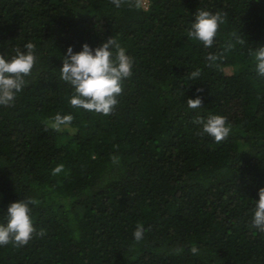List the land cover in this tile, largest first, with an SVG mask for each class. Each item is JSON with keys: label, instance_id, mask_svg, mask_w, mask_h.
<instances>
[{"label": "trees", "instance_id": "trees-1", "mask_svg": "<svg viewBox=\"0 0 264 264\" xmlns=\"http://www.w3.org/2000/svg\"><path fill=\"white\" fill-rule=\"evenodd\" d=\"M146 6L0 0V55L32 42L37 57L14 106H0V224L12 203L33 198L45 233L0 247V264H264V233L251 224L264 188V77L249 54L264 46V0ZM201 10L224 15L211 48L187 35ZM112 37L134 61L115 110L74 108L60 79L68 48ZM197 96L194 111L186 103ZM58 113L74 117L60 131L49 126ZM211 115L231 125L223 142L198 135L195 121Z\"/></svg>", "mask_w": 264, "mask_h": 264}, {"label": "clouds", "instance_id": "clouds-1", "mask_svg": "<svg viewBox=\"0 0 264 264\" xmlns=\"http://www.w3.org/2000/svg\"><path fill=\"white\" fill-rule=\"evenodd\" d=\"M126 2L131 3L132 0H111L117 8ZM134 6L141 7V0H134ZM223 23L224 15L220 12L213 14L201 10L196 13L195 22L191 25L187 35L202 43L205 48H211L215 43L220 25ZM24 49L22 51L16 48L11 58L0 55V106L2 107L14 106L17 94L24 90L28 78L32 76L37 62L35 45L29 42ZM249 54L254 57L257 74L264 77V46H258ZM216 59L217 56L209 54V61L214 62ZM62 64L60 79L74 88L70 104L74 108L108 116L113 113L118 104L117 98L123 92V81L132 76L134 61L126 54V49L112 37L95 50L85 44L81 52L73 54L72 48L69 47L67 58H63ZM201 74L202 71L196 69L188 76L189 79L196 80ZM202 91L203 89H197V93ZM186 104L194 111L203 107V101L199 96L195 99H188ZM73 119L72 115L62 116L58 113L49 126L53 130L60 131L71 125ZM195 123L202 126L198 135L206 134L217 143L227 139L231 132V125L224 116L211 115L207 120L198 119ZM112 162L118 164L119 157L113 156ZM63 167V165L56 166L53 174H59L63 171ZM258 195L259 200L255 202L251 224L260 233H264V188L259 190ZM38 203L37 200L28 198L12 203L8 207L6 224H0V247L9 244L23 247L28 245L34 236L43 237L45 235L43 230L37 232L32 221L30 205H38ZM144 232V226L138 224L133 233L137 243L144 239ZM189 251L193 255L199 254V249L195 244L190 247ZM181 252H183L182 248L176 249V254Z\"/></svg>", "mask_w": 264, "mask_h": 264}, {"label": "rangeland", "instance_id": "rangeland-1", "mask_svg": "<svg viewBox=\"0 0 264 264\" xmlns=\"http://www.w3.org/2000/svg\"><path fill=\"white\" fill-rule=\"evenodd\" d=\"M147 5V0H142V6L146 9Z\"/></svg>", "mask_w": 264, "mask_h": 264}]
</instances>
